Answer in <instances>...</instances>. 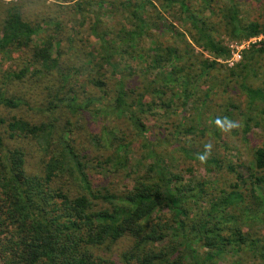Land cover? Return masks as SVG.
Instances as JSON below:
<instances>
[{
	"label": "trees",
	"instance_id": "trees-1",
	"mask_svg": "<svg viewBox=\"0 0 264 264\" xmlns=\"http://www.w3.org/2000/svg\"><path fill=\"white\" fill-rule=\"evenodd\" d=\"M227 1L214 9L210 0H0V264H214L224 254L237 255L230 264H249L255 254L264 261V233L251 226L242 231L230 213L240 206L245 215L251 213L244 220L264 222V149H251L243 176L226 165L236 182L195 213L201 182L182 183L154 149L167 146L165 157L183 147L185 156L196 159L204 148L187 147L179 139L186 130L169 131L161 139L147 123L167 117L176 96L183 105L197 75L225 65L217 59L229 58L228 48L211 36L213 23L204 12H219L230 38L236 30L238 39L261 32L260 23L241 24L236 0ZM169 14L184 29L191 25L192 41L211 59H203L196 74L178 79L172 65L181 58L177 49L166 47L163 55L153 49L151 68H170L152 80L144 75L143 91L127 90L114 57L129 55L150 36L149 21L162 31L165 22L171 30ZM172 34L183 32L174 28ZM260 56L264 40L244 51L233 66L241 67L227 68L221 89L235 85L244 108L225 105L207 133L218 135L215 119H231V109H238L235 117L245 139L250 123L264 119V62L255 59ZM64 111L99 113L96 125L85 123L77 149ZM114 115L121 118L119 126L105 123ZM132 144L140 148L136 170L128 157ZM140 158L150 159L144 168ZM219 162L209 157L203 165ZM238 182L247 184L248 194ZM162 205L168 213L160 212Z\"/></svg>",
	"mask_w": 264,
	"mask_h": 264
},
{
	"label": "rangeland",
	"instance_id": "rangeland-1",
	"mask_svg": "<svg viewBox=\"0 0 264 264\" xmlns=\"http://www.w3.org/2000/svg\"><path fill=\"white\" fill-rule=\"evenodd\" d=\"M210 5L216 9L219 5H229L227 0H210ZM237 8L239 14L243 17L239 21L241 24H247L249 22H257L262 24L261 32L264 31V0L259 2L255 0H236ZM118 14L120 12L118 11ZM205 17L207 23H213L211 28V36L220 41L221 44L228 48L229 58L226 60L217 59L219 62H223L225 65L222 67L216 66L214 68L206 69L203 75H197L196 79L192 84L188 86L187 92H190V87H192V94L185 101L183 105H180L182 100L177 96L173 99L170 107L165 110L167 112V117L165 114L160 115L155 118L156 125L153 124V119H149L147 123L151 125V134L158 135L161 139L166 136L169 131L181 130L185 135H179V139L185 141L187 147H203L205 143L211 142L213 144L212 152L210 157H215L219 159L218 166L215 165H203L200 163L199 159H191L185 156L184 151L187 149H172L169 152H166L165 157L164 152L168 149L167 146L163 145L158 147L155 146L154 151L161 157L162 163L168 168L171 173H178L182 178V183L193 184L195 182H201V192L197 198L193 211L198 213V208L207 207L209 200H212L216 197V194L219 190H228L229 185H232L236 182L235 173L227 170L226 165H231L235 167L236 171L240 175L246 174V165H249L250 162H247L250 159L251 149L261 146L264 149V119L258 117L256 120L257 124L250 123L249 130L246 133L247 139L242 135L241 124L239 128L233 129L231 132H222L218 135H213L212 133H207L210 130V125H213L214 121L212 120L213 116L221 115L224 111L223 107L231 103L237 105L238 109L244 108L243 97L237 90L235 85L227 86L226 88L221 89L223 84L220 79L224 76L227 68H239L233 67L235 64L240 63L242 60V54L246 51L251 44L255 42L250 38L238 39V31H234V37L230 38L228 35V30L230 27H223L221 23V18L219 12H204L202 14ZM105 20H109V17H104ZM168 23L172 22L171 30L166 26L164 22L165 29L162 31L155 22H148L150 27L147 31L150 32L149 37H143L140 39L137 47L128 55L126 54H117L114 57L116 62V68L120 69L119 73L123 77V84L127 90H134L135 92L143 91L146 81L152 80L153 76L162 75L164 71H167L170 68V64H163L160 68H151V59L154 57V50L159 51L162 55L166 47H175L178 53L181 55V58H175L172 62V65L178 68L176 72L177 78L182 79L187 76H191L200 71L199 64L203 59L210 60V54L207 51H203L196 42H193L191 39L195 37L194 29L189 23L187 26L183 27L180 20H176L175 16L168 15ZM86 23V22H84ZM154 24V25H152ZM174 28L179 29L183 32L182 36H175L172 34ZM152 35V36H151ZM154 39V41H152ZM239 47L240 57L236 61H231L229 64L228 61L231 59V52L234 50V46ZM154 49V50H153ZM137 52H140L139 56H135ZM257 63L264 62V56L255 58ZM254 59V60H255ZM253 60V61H254ZM2 64L0 65V69ZM147 80L145 79V76ZM214 75L213 82H210L209 79ZM107 77V76H106ZM256 78V77H255ZM108 82H113L112 79L107 77ZM234 80H237V76H234ZM256 83V82H253ZM158 84H161L159 81ZM114 93V87H110ZM179 85H173V91H180ZM111 89L109 91H111ZM148 93L144 96V101H151L148 96ZM169 93H167L168 95ZM171 95V92H170ZM155 101V100H154ZM227 103V104H226ZM238 109H231V120L240 121L235 117L236 111ZM68 113V112H67ZM65 119L68 120L70 129L72 131V146L77 149L78 145L83 140L81 131L85 127V123H91L93 126L96 125L97 117L99 113H93L89 116H85L84 113H75V114H65ZM106 124H111L119 126L121 118L120 116L106 117ZM125 121V118L122 117ZM255 119V118H254ZM253 119V120H254ZM125 131L128 134H131V129L126 123H124ZM189 130V132L187 131ZM201 131H204L201 134ZM170 140V139H168ZM181 141V140H180ZM181 143V142H180ZM204 148V147H203ZM38 149V148H37ZM90 149V148H86ZM140 148L133 144L129 151L128 157H130V163L133 170H136V165L138 157L140 156ZM192 150V149H190ZM195 150V149H193ZM192 150V151H193ZM196 151V150H195ZM193 151V153L195 152ZM82 155V154H80ZM85 159L87 158L84 155ZM81 161H86L82 160ZM142 167L144 168L146 163L150 161L148 158H140ZM37 162L36 157L31 161L29 160L30 168H33ZM242 164V165H241ZM189 170V171H187ZM91 172V169H90ZM98 177L99 174H95ZM117 178V177H116ZM124 179V177H123ZM128 181L126 179L124 182ZM240 181V180H239ZM114 182L117 187H120L122 183L120 182V177L114 179ZM238 189L242 193H249L247 184H242L238 182ZM167 207L162 205L160 207L161 213H168L166 210ZM230 213L236 215L238 220V225L241 227L242 231L247 230L248 226H251L255 229H258L259 233H264V222L261 224H256L253 220L248 221L246 216H250V212L245 215L240 206L234 207ZM161 215V214H160ZM164 218H168V214H163ZM261 217V216H259ZM254 230L252 235H254ZM128 239V238H127ZM130 240L128 239V244ZM123 250V249H122ZM121 250V251H122ZM119 253V252H118ZM115 253L112 252V256ZM237 258L235 254H224L222 255L214 264H230L232 259ZM249 264H264V261L258 257L257 254L250 257Z\"/></svg>",
	"mask_w": 264,
	"mask_h": 264
},
{
	"label": "clouds",
	"instance_id": "clouds-1",
	"mask_svg": "<svg viewBox=\"0 0 264 264\" xmlns=\"http://www.w3.org/2000/svg\"><path fill=\"white\" fill-rule=\"evenodd\" d=\"M257 35L252 36V38L256 37ZM254 42H256V41H254ZM215 125L222 132H231L233 129L239 128L240 122L235 121V120H231L228 117H217L215 119ZM203 147H204V151L198 155V159H199L200 163H202V164L207 163V160L211 156L213 144L211 142H208V143H205Z\"/></svg>",
	"mask_w": 264,
	"mask_h": 264
},
{
	"label": "built area",
	"instance_id": "built-area-1",
	"mask_svg": "<svg viewBox=\"0 0 264 264\" xmlns=\"http://www.w3.org/2000/svg\"><path fill=\"white\" fill-rule=\"evenodd\" d=\"M259 40H264V31L259 33L256 37L252 38V41H259ZM234 50H232L231 52V59L229 62V64H231V61H236L239 59L240 54H239V47L236 45L233 48Z\"/></svg>",
	"mask_w": 264,
	"mask_h": 264
}]
</instances>
